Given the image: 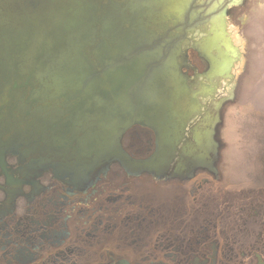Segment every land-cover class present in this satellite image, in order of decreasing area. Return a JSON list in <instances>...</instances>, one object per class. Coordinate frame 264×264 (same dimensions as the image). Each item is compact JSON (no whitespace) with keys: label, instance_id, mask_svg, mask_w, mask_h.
<instances>
[{"label":"flooded vegetation","instance_id":"flooded-vegetation-1","mask_svg":"<svg viewBox=\"0 0 264 264\" xmlns=\"http://www.w3.org/2000/svg\"><path fill=\"white\" fill-rule=\"evenodd\" d=\"M223 112L190 145L135 123L101 171L0 148V264H264V104L235 157Z\"/></svg>","mask_w":264,"mask_h":264},{"label":"water","instance_id":"water-1","mask_svg":"<svg viewBox=\"0 0 264 264\" xmlns=\"http://www.w3.org/2000/svg\"><path fill=\"white\" fill-rule=\"evenodd\" d=\"M106 1L96 12L92 0H0V148L76 174L106 169L135 123L176 139L180 118L200 105L176 69L183 35L150 32L143 19L155 0ZM189 13L184 30L220 15L189 22ZM231 59L219 49L216 72Z\"/></svg>","mask_w":264,"mask_h":264},{"label":"rangeland","instance_id":"rangeland-1","mask_svg":"<svg viewBox=\"0 0 264 264\" xmlns=\"http://www.w3.org/2000/svg\"><path fill=\"white\" fill-rule=\"evenodd\" d=\"M92 2L96 12L99 6L106 11L110 5L106 0ZM115 2L123 7L128 6L131 0ZM155 2L158 10L149 17L145 16L143 20L153 34L163 35L170 29L171 38L183 35L178 43L176 69L189 88L190 95L193 94L192 102H200L198 108L191 109L186 117L180 118L184 121V126L178 132L175 144L178 145L182 141L192 144L196 131L203 134L208 132L207 130H213V138L218 123L222 121V112L226 111L223 134L226 143L222 152L226 157L228 154L235 157L239 153L248 152V140L252 137V110L256 105L261 107V104H264V0ZM219 3L224 6L215 12ZM187 11L190 12L189 22L209 13H212V16L218 13L220 15L205 23L196 22L194 26L184 30L181 23L185 21ZM130 12L131 9L128 14ZM208 38L218 41V44L210 50L202 49L201 44ZM219 49L229 53L232 59L228 70L216 72L212 59L213 56H218ZM235 51L237 55L233 58ZM203 87L207 90H203ZM210 87L212 89L208 90ZM123 133L119 139L118 156L114 159L121 160L122 154H126L121 141ZM229 163L233 165L235 161L231 160Z\"/></svg>","mask_w":264,"mask_h":264}]
</instances>
